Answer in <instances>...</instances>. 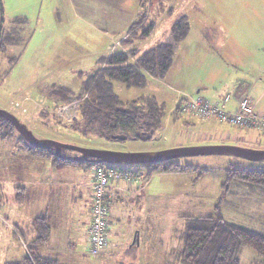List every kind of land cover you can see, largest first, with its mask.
<instances>
[{
	"label": "rangeland",
	"instance_id": "374dc122",
	"mask_svg": "<svg viewBox=\"0 0 264 264\" xmlns=\"http://www.w3.org/2000/svg\"><path fill=\"white\" fill-rule=\"evenodd\" d=\"M116 1L0 0L5 25L20 18V42L7 49L0 65V109L11 113L37 140L127 155L153 156L167 152L175 140L185 138L183 117L174 120L173 127L164 132L166 140L162 137L150 139L149 136L138 140H108L93 132L82 135L85 122L79 120L73 124L76 119L73 115H78L74 106L63 110L61 117L57 116L60 106L79 100L80 107L81 99L61 102L55 95L56 90L68 87L77 95L85 75L103 67L99 60L111 54L134 49L136 54L130 55L129 62L135 63L137 57L159 44L173 23L185 15L190 31L180 43L170 69L159 82L151 78L155 76H148L146 87L128 88L122 82L112 81L115 92L124 101L142 98L138 105L143 108L145 98L153 95L168 107L178 91L195 93L201 81H205L220 62L241 70L242 44L255 43L264 35L255 34L250 38L247 34L243 38L240 34H225L226 28L237 27L244 21L253 26L252 21H257L263 28L264 0H140L137 14V0H122L119 7ZM149 23H153L149 34L141 37L134 33L135 30L139 33ZM132 24L134 28L131 29ZM12 57L17 59L11 64L9 59ZM174 112L172 109V114ZM184 144L194 143L184 140ZM241 147L264 150L263 145ZM64 153V156L78 155L72 151ZM228 159L243 166L264 165V160L250 161L234 154L214 153L183 157V161L204 168L201 176L199 171L192 170L181 174L176 171L155 173L144 179L139 171H134L138 175L129 184L145 185L142 194L135 195L141 237L145 243L140 255L129 263L109 256L106 264H186L180 259L178 250L182 247L185 228L194 224L198 216H220L229 223L264 233L263 194L252 193L251 197L263 200L256 205H247L239 200L241 194H246L232 189L235 182L227 185L237 194L234 202L227 201L232 198L230 193H225L223 184L221 190L218 188V184L226 180L223 169ZM117 164L126 166V163H110ZM90 173L87 171L86 178ZM2 194L9 198L7 191L3 190ZM91 201L92 198L83 193L75 202V208L86 215ZM131 217L133 219L132 214ZM20 238L21 243L27 240L23 236ZM19 245L22 248V244ZM26 252H29L28 248ZM99 255L92 256L87 252L81 264H103ZM239 258L240 264H264V255L247 246L240 248Z\"/></svg>",
	"mask_w": 264,
	"mask_h": 264
},
{
	"label": "crops",
	"instance_id": "0c3cea01",
	"mask_svg": "<svg viewBox=\"0 0 264 264\" xmlns=\"http://www.w3.org/2000/svg\"><path fill=\"white\" fill-rule=\"evenodd\" d=\"M121 2L122 0L116 1L117 7ZM139 2L140 0H137L136 14ZM252 23L254 26L245 21L237 27L230 26L226 28L225 34H240L243 38L247 34L251 35L250 38H253L255 34H264V27L260 28L257 21H252ZM140 33L141 31L136 34L140 35ZM211 36L214 37L213 33ZM242 48L239 54L240 67H243L241 70L220 62L218 68L206 77L205 81H201L195 93L178 91L172 98L171 105L169 104L166 108L161 127L154 132L157 134L150 135V139L162 137L166 140L164 132L173 127L174 120L183 117L185 138L175 140L171 149L215 145H232L241 149H243L241 145L264 146V134L262 133L237 128L214 119L201 120L187 113H179L175 108L184 94H200L210 102L221 103L223 95L229 93L231 99L225 106L228 111H236L238 97L245 95L255 103L257 111L264 113V35L255 43L245 42ZM151 78L157 82L160 80V78ZM148 80L149 77L147 83ZM153 97L156 98V96ZM156 100L165 104L157 98ZM172 109L176 111L174 114H172ZM184 140L193 141L194 144H184ZM231 163L240 162L233 161V159L225 161L223 177H226L225 169ZM193 166L197 171L201 169L197 165ZM87 171L91 172L89 178H86ZM183 172L188 173V170L178 173ZM92 175V168L85 169L75 165L62 168L54 166L50 160L32 153L18 135L7 138H4L3 134L0 135V264L23 259L26 248L30 247H33L34 252L40 256L56 259L61 264L83 263L81 259L84 254L87 255L86 225L90 218L91 202L86 215L75 208V202L82 198L83 193L92 198L90 186ZM224 182L225 180L218 184L220 190ZM117 186L109 188L111 204L109 206L108 246L99 255L103 264L109 262V256L117 257V261L120 259L129 263L131 259L140 255L139 251L145 243L141 237L139 210L135 203V195H141L142 187L145 185L138 187L127 181H120ZM16 188H23L24 201L22 203L15 200ZM232 189L235 192L246 194H241L239 200L247 205H256L264 198V188L260 186L235 183ZM3 190L8 192L9 198L4 197ZM225 193L231 194L232 199H227V201L236 200L237 194L228 187L225 188ZM252 193L263 194V198L251 197ZM38 216L47 217L50 235L45 244L34 246L32 244L36 232L32 222ZM19 235L27 240H22L21 243ZM19 244H22L23 249Z\"/></svg>",
	"mask_w": 264,
	"mask_h": 264
},
{
	"label": "trees",
	"instance_id": "16d2710c",
	"mask_svg": "<svg viewBox=\"0 0 264 264\" xmlns=\"http://www.w3.org/2000/svg\"><path fill=\"white\" fill-rule=\"evenodd\" d=\"M3 6L0 5V65L6 56L7 49L20 42L19 20L12 19L9 26L5 25ZM132 24L130 28H134ZM153 23L141 29V36L152 31ZM190 24L188 18L180 16L171 26L167 36L155 47L145 50L135 63H130V55H135L136 50L130 52H117L107 58L99 60L103 67L92 69L82 81L81 89L77 95L68 87H60L55 95L61 102H69L81 99L78 115L75 122L84 121L82 135L93 132L106 139H141L149 136L161 127L166 113V105L160 103L153 96L145 98V107L138 105L139 99L130 101L122 100L115 92L112 81H119L131 88H144L147 85L148 76L163 78L170 69L175 53L180 43L188 36ZM136 30L134 33L136 34ZM17 57L9 59L11 64ZM7 73V72H6ZM5 73V74H6ZM177 110V109H176ZM4 138L18 135L24 141L27 148L34 154L40 155L51 161L58 167L78 166L92 168L93 166L114 167L133 171H139L144 179L155 173L179 172L196 170L193 165L183 162L179 155L158 162L127 164L126 166L110 165L99 158H88L85 161H73L59 157L53 147L38 148L29 145L17 132L12 123L0 117V135ZM61 149L60 153L66 155ZM73 152V151H72ZM77 154L76 152H74ZM226 177L223 186L229 183H245L264 188V165L257 167L243 166L241 163H231L225 169ZM202 174L203 168L199 170ZM1 188V187H0ZM15 200L18 203L24 201L23 188H16ZM194 224H188L184 230L182 247L178 250L180 259L186 264H240L239 250L247 246L260 255H264V233L227 222L217 216H198ZM193 223V222H192ZM33 227L36 232L33 241L34 246L43 245L48 241L50 226L46 216H38L33 219ZM213 247L212 251L209 250ZM23 259L8 261L4 264H61L58 260L40 256L34 252L33 247L28 248ZM255 263V262H254Z\"/></svg>",
	"mask_w": 264,
	"mask_h": 264
},
{
	"label": "built area",
	"instance_id": "2783aa9c",
	"mask_svg": "<svg viewBox=\"0 0 264 264\" xmlns=\"http://www.w3.org/2000/svg\"><path fill=\"white\" fill-rule=\"evenodd\" d=\"M230 99L231 94L229 93L223 95L221 103L210 102L200 94H184L175 108L179 113H187L201 120L214 119L237 128L264 134V113L256 110L255 103L249 97L241 95L237 99V110L232 112L225 108ZM78 101L77 103L75 101L74 103L60 106L58 108L59 114L56 112L57 116L61 117L62 113L66 111L65 109L71 106H74L73 109L78 110ZM73 118H76L75 114ZM92 171L93 175L90 183L92 201L86 231L88 236L87 252L92 256H96L108 246V232L110 229L109 206L111 204L109 188L117 186L120 181L130 183L138 174L132 170L100 166H93Z\"/></svg>",
	"mask_w": 264,
	"mask_h": 264
},
{
	"label": "water",
	"instance_id": "95a60500",
	"mask_svg": "<svg viewBox=\"0 0 264 264\" xmlns=\"http://www.w3.org/2000/svg\"><path fill=\"white\" fill-rule=\"evenodd\" d=\"M0 117L4 118L12 123L17 132L25 139V141L38 148L53 147L56 154L59 157H63L73 161H85L88 158H99L107 163H147V162H158L170 157L179 155H200V154H214V153H225L234 154L241 158L250 161L264 160V151H248L232 145H215L206 147H190V148H176L171 149L167 152L158 155H127L121 153H115L111 151H102L96 149H84L72 145L59 143L53 140L39 141L32 133L26 129L11 113L0 109ZM120 138H123L122 136ZM61 149L70 150L78 153L75 156H64L60 153Z\"/></svg>",
	"mask_w": 264,
	"mask_h": 264
}]
</instances>
